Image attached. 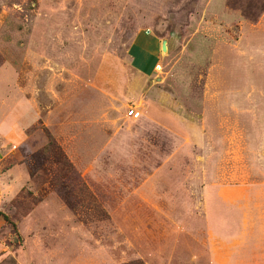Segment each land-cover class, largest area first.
<instances>
[{
  "label": "rangeland",
  "instance_id": "obj_1",
  "mask_svg": "<svg viewBox=\"0 0 264 264\" xmlns=\"http://www.w3.org/2000/svg\"><path fill=\"white\" fill-rule=\"evenodd\" d=\"M263 7L0 0V264H245L219 240L264 224Z\"/></svg>",
  "mask_w": 264,
  "mask_h": 264
},
{
  "label": "crops",
  "instance_id": "obj_2",
  "mask_svg": "<svg viewBox=\"0 0 264 264\" xmlns=\"http://www.w3.org/2000/svg\"><path fill=\"white\" fill-rule=\"evenodd\" d=\"M264 66V7L258 14L254 23H246V84H257L252 80L251 73L247 69H259ZM219 204V203H218ZM223 210V209H222ZM212 219L211 224H222L224 219L223 211ZM222 217V221H221ZM226 218V217H225ZM220 219V220H218ZM233 229L240 228L239 224H229ZM237 241H240L239 244ZM243 241V242H242ZM221 244L237 245L240 249L235 257L242 258L245 264H264V224H246V237L241 238H221ZM242 243L244 245H242ZM239 244V245H238ZM242 245V246H241ZM227 251L230 255L235 253ZM234 257V256H233Z\"/></svg>",
  "mask_w": 264,
  "mask_h": 264
},
{
  "label": "water",
  "instance_id": "obj_3",
  "mask_svg": "<svg viewBox=\"0 0 264 264\" xmlns=\"http://www.w3.org/2000/svg\"><path fill=\"white\" fill-rule=\"evenodd\" d=\"M160 50H161V52H165L166 48H165V43L164 42L161 43Z\"/></svg>",
  "mask_w": 264,
  "mask_h": 264
},
{
  "label": "built area",
  "instance_id": "obj_4",
  "mask_svg": "<svg viewBox=\"0 0 264 264\" xmlns=\"http://www.w3.org/2000/svg\"><path fill=\"white\" fill-rule=\"evenodd\" d=\"M129 114H130V115L133 114V111H130Z\"/></svg>",
  "mask_w": 264,
  "mask_h": 264
}]
</instances>
